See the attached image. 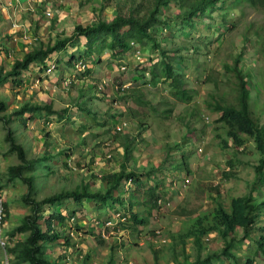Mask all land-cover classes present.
<instances>
[{"label":"rangeland","instance_id":"rangeland-1","mask_svg":"<svg viewBox=\"0 0 264 264\" xmlns=\"http://www.w3.org/2000/svg\"><path fill=\"white\" fill-rule=\"evenodd\" d=\"M143 1L149 0H0L2 72L10 68L4 64L22 57L26 49L38 45L40 40L46 42L50 36H69L75 24L90 23L98 14L110 18L117 3H124L122 11H126L132 4ZM104 2L109 4L101 8ZM224 4L225 7L214 10L212 16H201L196 21V29L185 25L180 30L172 23L164 27L160 35V44L171 55L184 56L181 61L171 58L182 85L192 93V98L184 101L175 100L169 80L143 86L145 96L156 105L155 110L137 105L126 90L121 89V85L131 88L138 83L132 80V66L125 63L131 60L135 65L146 60V54L137 50L119 59L103 53L101 61L94 52L81 59L85 64L78 61L73 65L66 59L71 53L75 57L80 54L83 46L67 48L52 54L47 61L48 68L34 64L17 76L20 82L6 80L0 84V101L5 103L0 116L10 115L26 102L51 108V111L42 109L34 118H28L26 112L25 122L22 117L12 115L7 124L26 157L33 161L31 169L23 172L32 177L33 197L41 199L82 186L89 190L103 188L105 183L100 174L119 169L123 161L126 169L148 171L153 180L164 175L163 203L152 209L146 224L133 227L129 221L122 228L115 214L112 216L117 219L107 224L104 219L113 208H99L93 201L85 200L82 205L74 206V220L65 219L62 226L59 225L61 235L45 242L49 258L59 264H154L155 257L158 264H175V259L191 260L224 244L215 231L203 237L201 248L191 237L182 244L177 235L191 217L212 209L216 194L225 207L232 195L244 194L249 189L257 200L264 199V169L262 180H257L255 164L259 153L252 139L246 137L243 148L233 144L224 128L215 121L217 113L205 106L210 92L229 89L224 64L232 63L233 57L240 53L239 63L247 78L252 114L259 122H264V49L256 41V33L251 28L246 30L249 23L251 27L264 24V11L245 0H225ZM169 8L166 14L178 11L176 4ZM206 22H210L211 27L205 26ZM175 47L177 50H173ZM151 56L157 60L158 51H152ZM55 66L58 70L49 71ZM86 66L90 67L89 73L84 70ZM209 73L213 74L211 77H218L219 88L207 77ZM165 100L167 104H162ZM128 106L139 110V114L138 117L127 113L122 116L127 119L124 130L135 136L133 150L124 159L123 146L114 138L107 114L114 110L123 112ZM167 106H171V110L163 112ZM141 121L145 128L137 133ZM7 128L0 119L3 185L8 166L20 162L16 152L8 149ZM182 155L188 168L179 166ZM231 170L233 173L225 175L224 172ZM26 189L27 183L18 178L0 189V199L9 203V215L0 222V239L5 244L9 243L6 231L29 211L21 199ZM131 189V185L124 187V197H129ZM140 198L135 199L134 209L141 210ZM56 208L64 207L61 204ZM258 222H264V212ZM258 233L255 230L250 238L239 242V249L233 250L240 264L245 254L252 253L253 240ZM241 234L242 228L237 227L235 236L239 238ZM67 235L68 242L64 241ZM5 244L0 242V264H9L11 257ZM214 264L237 262L223 258Z\"/></svg>","mask_w":264,"mask_h":264},{"label":"trees","instance_id":"trees-1","mask_svg":"<svg viewBox=\"0 0 264 264\" xmlns=\"http://www.w3.org/2000/svg\"><path fill=\"white\" fill-rule=\"evenodd\" d=\"M245 1L252 7L264 11V0ZM224 2L225 0H149L139 2L134 6L132 4L126 11H122L124 3H117L110 18L101 17L98 14L90 23L75 24L69 36H50L46 42L40 40L38 45L26 49L22 57L4 64L10 65V68L5 72H2L3 66L0 65V84L6 83V80L15 83L20 82V78L17 76L22 70L30 69L34 64L39 65L42 69L48 68L47 61L51 59L52 54L67 48L83 46L80 54L75 57L71 53L66 59L70 64L71 61L72 64L78 61L82 64L81 59L83 60V57L90 56L94 52L97 53V58L101 61L103 53H107L111 58L119 59L126 57L128 53L135 54L137 50L146 54V60L139 61L135 65H132L131 60H127L125 63L127 66H132L131 71L134 72L132 80L138 83L131 88L121 85V89L126 90L127 95L137 105L155 110L156 105L149 97L145 96L143 86L145 84L155 85L159 80H169L170 85L173 86L171 94L175 100L184 101L192 98V93L187 86L182 85L180 75L175 72L171 59L175 58L177 61H181L184 56L171 55L169 50L160 44V35L164 27L172 23L173 25L177 24L180 30L185 28V25L189 26L190 29H196V21L201 19V16L205 14L212 16L214 10L225 7ZM108 4L109 2L102 3L101 8ZM171 4H176L178 8V11L173 15L166 14L167 10L170 11L169 6ZM217 13L222 16L221 13ZM205 26L211 27V23L206 22ZM250 28L256 33V41H258L259 46L264 49V24L251 27L249 23L246 30L250 31ZM173 50H177V47ZM152 51H158L157 60H153ZM239 61L240 53L233 57L232 63L224 64V69L227 72L225 79H227L226 84L229 85V89L223 92H210L205 99V106L217 113L215 121L224 128L226 135L233 144L243 148L242 144L246 137L252 139L255 149L259 153L255 172L258 174L257 180L259 178L262 180L264 122H259L257 117L252 114L247 78ZM89 69L88 66L84 68L86 73H89ZM51 70H58V66L49 69V71ZM211 75L213 74L209 73L207 77L212 80L215 88H219L218 77H211ZM162 104H167V101H162ZM3 108H5V103L0 101V109ZM44 108L51 111L47 105L42 106L26 102L14 109L10 115L0 116V119H3V125L7 128L12 115L22 117L23 122H25L24 114L26 112H28V118H34ZM170 110L171 106H167L163 112L167 113ZM124 113L138 117L139 110L128 106L123 112L111 111L107 114V122L109 121V125L113 129L114 138L123 146V158L126 159L133 150L135 136H131L128 130H124L127 126L126 117H122ZM144 128V123L141 121L137 133H140ZM5 139L9 142V151L14 150L20 162L8 166L4 183L13 182L16 178L26 182L27 189L22 193L21 199L29 207L28 213L23 215L15 226L6 231L9 243L4 244L7 254L11 256L9 264H59L58 261L46 255L45 242L54 240L61 235L59 228L63 221L65 219L74 220L76 211L74 206L82 205L85 200L93 201L97 207L103 209L111 206L113 210L108 213L109 215L104 221L111 220L113 222L114 219L120 218L117 221L121 223L122 228L129 221H131L129 225L133 227L137 224H146L152 209L163 203V188L161 187L164 183V175L160 176L159 180H156L157 178L153 180L148 171L138 172L133 169H126L124 161L120 163L119 169L106 170L100 174V179L105 183L103 188L89 190L86 186H82L37 199L31 195L32 177L23 174L24 171L31 169L32 159L26 157L23 147L15 141L9 127L6 129ZM178 163L180 167L184 165L188 168L186 158L183 155ZM224 173L229 175L233 172L231 170ZM4 185L3 181L0 180V189ZM130 185L132 186L131 194L129 197H124V187L127 188ZM139 196L142 199L138 203L141 210L133 208V203L135 199L138 200ZM217 197L218 194H216L215 204L211 210L199 212L191 219L189 218L190 221L183 229L179 230L180 232H177V235L182 244L186 238L191 237L194 244L201 248L203 237L215 231L223 238V246L220 249L207 252L204 256L197 255L191 260L188 258L186 260L175 259V264H214L223 258H233L237 264H240L233 250L239 249V242L250 238L255 230H258L259 233L253 240L252 253L245 254L243 264H264V222H258L261 213L264 212V199L257 200L253 190L249 189L244 194L232 195L229 198L228 207H225L222 200ZM8 204L6 200H1L0 222H3L9 215ZM61 204L64 208L62 210L57 209L56 206ZM116 212L119 215H116ZM112 214H115L117 218ZM237 227L242 228V234L239 238L235 236ZM64 241H69L68 235ZM154 264H158L156 257Z\"/></svg>","mask_w":264,"mask_h":264},{"label":"built area","instance_id":"built-area-1","mask_svg":"<svg viewBox=\"0 0 264 264\" xmlns=\"http://www.w3.org/2000/svg\"><path fill=\"white\" fill-rule=\"evenodd\" d=\"M174 183H175V182H174ZM1 200H2V199H0V214H1V207H2V206H1ZM116 215H119V213L116 212ZM109 222H111V220H107V224H109ZM111 223H112V222H111ZM0 242H1L2 244L5 243V241H4V240H1V239H0Z\"/></svg>","mask_w":264,"mask_h":264},{"label":"crops","instance_id":"crops-1","mask_svg":"<svg viewBox=\"0 0 264 264\" xmlns=\"http://www.w3.org/2000/svg\"><path fill=\"white\" fill-rule=\"evenodd\" d=\"M10 0H8V2H9Z\"/></svg>","mask_w":264,"mask_h":264}]
</instances>
